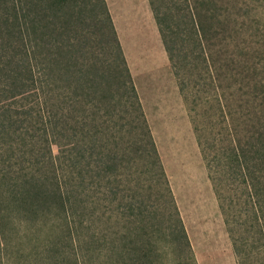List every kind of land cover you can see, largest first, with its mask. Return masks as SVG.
Segmentation results:
<instances>
[{
  "label": "trees",
  "instance_id": "1",
  "mask_svg": "<svg viewBox=\"0 0 264 264\" xmlns=\"http://www.w3.org/2000/svg\"><path fill=\"white\" fill-rule=\"evenodd\" d=\"M97 1L116 54H83L78 0H0V247L41 231L53 264H161L171 226L146 176L165 175ZM257 1L149 0L176 74L211 79L221 119L195 128L238 264H264V42L244 30Z\"/></svg>",
  "mask_w": 264,
  "mask_h": 264
},
{
  "label": "rangeland",
  "instance_id": "2",
  "mask_svg": "<svg viewBox=\"0 0 264 264\" xmlns=\"http://www.w3.org/2000/svg\"><path fill=\"white\" fill-rule=\"evenodd\" d=\"M97 2L76 3L81 7L77 25L82 52L116 54L110 48L113 43L108 21ZM104 4L165 175V180H159L156 174L152 180L150 175L146 176V185L152 187V199L163 213L165 225L171 226V242L162 245L167 254L161 264H238L195 128L207 127L211 119H221L218 111L209 108L216 104L209 74L201 67H192L191 75L185 71L176 74L149 0H104ZM257 6L255 24L250 28L244 25V30L262 43L264 0H258ZM182 78L189 84L184 90L180 85ZM199 88L204 92H199ZM204 134L209 136L207 130ZM7 233L11 246L7 255L0 247V264H53L46 247V232H32L35 236L32 243L20 237L24 232L10 229ZM57 264L73 263L61 260Z\"/></svg>",
  "mask_w": 264,
  "mask_h": 264
}]
</instances>
